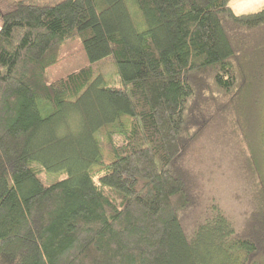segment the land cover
<instances>
[{
	"label": "trees",
	"instance_id": "trees-1",
	"mask_svg": "<svg viewBox=\"0 0 264 264\" xmlns=\"http://www.w3.org/2000/svg\"><path fill=\"white\" fill-rule=\"evenodd\" d=\"M230 2L0 7V264H264V3ZM74 37L88 63L49 80ZM218 114L240 220L194 152Z\"/></svg>",
	"mask_w": 264,
	"mask_h": 264
},
{
	"label": "rangeland",
	"instance_id": "rangeland-1",
	"mask_svg": "<svg viewBox=\"0 0 264 264\" xmlns=\"http://www.w3.org/2000/svg\"><path fill=\"white\" fill-rule=\"evenodd\" d=\"M54 1L56 0H29V2L38 3ZM13 3L14 0H0V7L2 11H6L13 7ZM263 3L264 0H231L230 7L233 8L236 13H243L254 11V9H257L258 6ZM61 45L62 46L59 47L58 61L46 69L49 80L63 76L68 73V71L78 68L81 65H85L89 61L86 57L84 48H82L80 37L71 38ZM98 69L100 73H102L107 85L117 84L118 79L116 71L110 60L106 59L101 61L98 65ZM227 121L228 119L219 114L214 120L209 121L204 130L205 132L201 137V141L194 147V152L196 153L200 151L205 156V159L202 160L203 162L200 161L199 164L202 170L207 168L210 172L213 169V166L211 167L207 163L209 158L210 163L216 166L215 176L210 184L216 195V199L213 200V203L224 208L234 219L240 220L244 210H246L250 203V199L241 196L242 189L239 190L241 185H238L243 181L242 176H235V173L238 172V164H236L237 166H234L228 161V152L225 150V145L228 139L226 134ZM117 138L118 136L115 137L116 142L119 140H117ZM35 165L38 166L37 164ZM41 167L39 168L38 166V172L44 183H49L51 180L60 179L66 176V172L63 170L47 171ZM208 185L209 184L206 185L207 188L205 187L206 193H210L211 190ZM234 193L237 195L234 196Z\"/></svg>",
	"mask_w": 264,
	"mask_h": 264
}]
</instances>
